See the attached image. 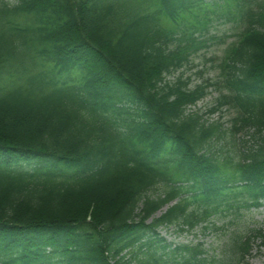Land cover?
I'll use <instances>...</instances> for the list:
<instances>
[{"label":"trees","instance_id":"1","mask_svg":"<svg viewBox=\"0 0 264 264\" xmlns=\"http://www.w3.org/2000/svg\"><path fill=\"white\" fill-rule=\"evenodd\" d=\"M218 5L247 24L208 110L230 106L232 134L258 135L236 161L210 151L216 123L186 113L207 84L165 81L189 57L172 33ZM263 133L264 1L0 0V264H206L155 230L193 228L238 196L263 205Z\"/></svg>","mask_w":264,"mask_h":264},{"label":"rangeland","instance_id":"2","mask_svg":"<svg viewBox=\"0 0 264 264\" xmlns=\"http://www.w3.org/2000/svg\"><path fill=\"white\" fill-rule=\"evenodd\" d=\"M9 1L11 4L15 3V0ZM231 7H235V5L233 4ZM229 11L222 5L212 6L206 12L207 18L204 19V22L207 25L205 28L200 26L194 32H190L192 36L191 34L179 35L181 37L178 39H181L182 46L192 45V41L188 39L190 36L202 40L203 43L197 45L196 51L190 48L189 59L183 63L181 68L167 75L165 81L175 83L178 78L188 80V89H194L202 84L218 83V85L209 87L207 96L197 105L189 106L186 113H198L203 121L209 124L216 123L222 133L219 140L212 142L210 151L216 152L217 156L218 153L223 154V156L231 157L236 161V158H240V154H245L250 149L257 147L260 141L258 135L253 127H247L234 135L232 134L233 123L238 116L235 109L225 107L215 114H210L208 111L220 94L226 93L224 85L229 70L223 63L227 52L238 43L244 28V24L234 20L233 16L231 20L225 21L223 15L226 16ZM231 12L233 13V11ZM175 44L177 43H172L171 46ZM239 124L241 123L239 122ZM160 193L161 188H158L154 189L150 195L155 197ZM230 203L232 206L226 207L213 217L208 229H204L203 225H198L194 230L181 232L179 227L174 224L161 227L158 230L159 237L175 245L202 244L209 256L223 258L225 254L229 253L234 233L247 237L254 231L264 229V207L249 210L240 206L244 201L239 203L230 201ZM165 210L166 208L163 211ZM160 214H156L155 217H159ZM152 220L153 217L147 221V224ZM251 247L252 250L249 257L245 259V263L264 264V247H261L260 240L252 237ZM163 264L174 263L169 261Z\"/></svg>","mask_w":264,"mask_h":264}]
</instances>
